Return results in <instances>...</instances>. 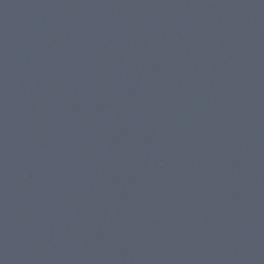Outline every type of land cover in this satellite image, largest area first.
<instances>
[{
    "label": "water",
    "instance_id": "obj_1",
    "mask_svg": "<svg viewBox=\"0 0 264 264\" xmlns=\"http://www.w3.org/2000/svg\"><path fill=\"white\" fill-rule=\"evenodd\" d=\"M0 264H264V0H0Z\"/></svg>",
    "mask_w": 264,
    "mask_h": 264
}]
</instances>
